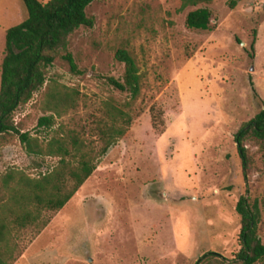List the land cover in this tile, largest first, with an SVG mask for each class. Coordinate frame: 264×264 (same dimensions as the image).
<instances>
[{"label": "rangeland", "instance_id": "rangeland-1", "mask_svg": "<svg viewBox=\"0 0 264 264\" xmlns=\"http://www.w3.org/2000/svg\"><path fill=\"white\" fill-rule=\"evenodd\" d=\"M181 1L94 0L86 9L93 27L68 37L81 73L60 58L47 72L75 107L51 128L36 127L50 114L43 94L16 110L14 121L24 120L44 153L28 154L16 138L0 143V188L6 173L14 172L15 183L51 171L60 159L48 153L55 137L72 152L70 135L91 146L97 167L40 234L30 241L31 229L22 233L25 250L14 264H204L208 251L231 259L240 248L235 208L242 195L258 201L264 243V146L245 141L252 163L244 177L235 143L264 109V0H213V31L188 28L193 7L181 9ZM26 15L23 0H0V74L6 30ZM118 48L137 63L136 99L105 80L122 76ZM112 107L132 122L98 156L97 120L108 119ZM8 198L0 191V205Z\"/></svg>", "mask_w": 264, "mask_h": 264}, {"label": "trees", "instance_id": "trees-1", "mask_svg": "<svg viewBox=\"0 0 264 264\" xmlns=\"http://www.w3.org/2000/svg\"><path fill=\"white\" fill-rule=\"evenodd\" d=\"M93 1L23 0L27 11L25 19L8 28L5 33L0 74L1 144H7L16 138L28 154L44 153L37 139L24 128V120L14 121L16 110L28 104L36 94L45 96L44 107L46 112H50L49 115L38 118V128H51L55 123V116H62L75 107L76 100L71 93L61 92L55 86H50L47 72L54 61L60 58L68 63L72 72L81 73L68 49V37L80 27H93L94 19L86 12ZM212 2L213 0H182L181 9L193 7L186 15V26L196 30L213 31L217 24L210 8ZM262 12L264 18V5ZM255 42L256 30H253L249 53L252 59ZM114 58L123 64L122 76H106L105 80L114 89L136 99L141 91V83L135 58L125 48H118ZM250 85L254 96L258 98L252 79ZM109 111L108 119L97 120V135L103 143L98 156L104 155L125 134L132 122L130 114L120 109L112 107ZM68 137L71 139L73 152L60 137L53 138L49 144L48 153L60 156L58 164L51 171L40 174L37 178L20 176L15 183H12L14 172L3 176L0 191L3 195L8 194L9 198L0 205V264H14L25 250L21 243L22 233L31 229L32 241L96 169L93 148L79 144L73 135ZM247 139H253L264 146V109L235 136L244 177H247L252 163L245 146ZM67 156L71 160H68ZM235 209L241 223L238 235L239 250L231 259L208 251L200 257L204 264H264V243L258 234L261 220L258 201L250 202L242 195Z\"/></svg>", "mask_w": 264, "mask_h": 264}]
</instances>
